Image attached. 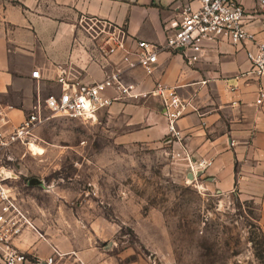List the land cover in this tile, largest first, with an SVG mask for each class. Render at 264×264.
<instances>
[{
  "label": "crops",
  "instance_id": "crops-1",
  "mask_svg": "<svg viewBox=\"0 0 264 264\" xmlns=\"http://www.w3.org/2000/svg\"><path fill=\"white\" fill-rule=\"evenodd\" d=\"M240 1L250 15L246 21L249 31L262 40L256 0ZM180 11L177 0H0V112L8 118L3 128L19 126L33 105L59 93L58 64H69L81 72L85 82L104 78L101 64L88 59L79 24L82 17L125 29L130 42L144 39L162 44L165 25L179 19ZM253 48V41L208 43L204 56L193 65L179 52L164 51L152 74L140 65L128 71V81L137 83L140 92L160 82L175 87L188 101V113L178 121L184 135L180 142L167 134L168 121L159 97L119 99L108 112L124 126L123 141H164L180 153L188 175L201 173L199 179L216 191L236 192L252 200L264 233V105L255 102L259 89L264 88V75L252 70L247 54ZM36 69L42 78L32 76ZM202 158L212 161L203 170L196 165ZM55 242L63 250L59 240ZM14 243L43 259L52 253L50 243L39 239L32 228L25 229ZM76 255L86 264H114L111 260L96 262L95 251L85 255L76 251Z\"/></svg>",
  "mask_w": 264,
  "mask_h": 264
},
{
  "label": "rangeland",
  "instance_id": "rangeland-1",
  "mask_svg": "<svg viewBox=\"0 0 264 264\" xmlns=\"http://www.w3.org/2000/svg\"><path fill=\"white\" fill-rule=\"evenodd\" d=\"M79 24L88 59L108 48L104 33L94 39L101 21ZM44 114L33 138L13 145L3 162L18 175L9 184L39 239L51 248L59 240L64 256L55 264H86L76 251L97 252L99 263L264 264L256 204L189 177L170 144H128L108 108L89 120ZM33 178L42 183L29 185Z\"/></svg>",
  "mask_w": 264,
  "mask_h": 264
},
{
  "label": "built area",
  "instance_id": "built-area-1",
  "mask_svg": "<svg viewBox=\"0 0 264 264\" xmlns=\"http://www.w3.org/2000/svg\"><path fill=\"white\" fill-rule=\"evenodd\" d=\"M177 1L181 9L180 16L165 25L164 43L144 39L130 42L123 28L95 19L101 21L103 26L96 31L94 39L104 33L108 48L100 46L99 54H90L89 60L101 63L105 75L102 80L85 82L81 72L69 64H60L56 68L59 93L49 94L43 103L40 101L33 105L19 126L11 130L4 129L8 118L7 114L0 112V264H55L58 258L64 256L56 245L52 246L51 255L43 259L34 252L22 251L14 243V239L25 229H35V226L29 218V210L22 203L20 191L9 184L12 176L3 162L12 159L10 151L13 145L26 144L33 138L34 130L48 119L44 108L71 118L89 120L119 99L153 95L162 101L163 113L168 121L167 134L180 142L184 135L178 121L188 113V101L179 95L175 87L160 82L152 90L140 92L138 84L127 79L130 69L140 65L147 74H152L160 53L164 51L179 52L188 65H193L204 56L208 43L228 41L237 45L253 41L254 48L248 50V59L252 70L257 75H264V38L256 40L254 33L249 31L246 21L250 15L240 0ZM256 3L264 31V0H256ZM32 76L42 78L38 69L32 72ZM255 102L264 105V88L259 89ZM181 144V149L185 150V145ZM211 164L212 161L204 158L196 162L201 170ZM200 174L194 173V178L198 179Z\"/></svg>",
  "mask_w": 264,
  "mask_h": 264
},
{
  "label": "water",
  "instance_id": "water-1",
  "mask_svg": "<svg viewBox=\"0 0 264 264\" xmlns=\"http://www.w3.org/2000/svg\"><path fill=\"white\" fill-rule=\"evenodd\" d=\"M189 177L194 179V174L193 173H189ZM42 181L38 178H33L29 181V185H34V184H41Z\"/></svg>",
  "mask_w": 264,
  "mask_h": 264
},
{
  "label": "trees",
  "instance_id": "trees-1",
  "mask_svg": "<svg viewBox=\"0 0 264 264\" xmlns=\"http://www.w3.org/2000/svg\"><path fill=\"white\" fill-rule=\"evenodd\" d=\"M260 256L262 258H264V233L261 230V252H260Z\"/></svg>",
  "mask_w": 264,
  "mask_h": 264
},
{
  "label": "bare ground",
  "instance_id": "bare-ground-1",
  "mask_svg": "<svg viewBox=\"0 0 264 264\" xmlns=\"http://www.w3.org/2000/svg\"><path fill=\"white\" fill-rule=\"evenodd\" d=\"M33 144H36L35 142H32ZM32 143H30L29 144V146H31L32 145ZM33 147V146H32ZM31 148V147H30ZM34 149L36 148V145H35V147H33Z\"/></svg>",
  "mask_w": 264,
  "mask_h": 264
}]
</instances>
